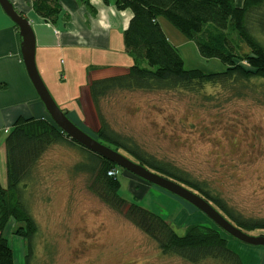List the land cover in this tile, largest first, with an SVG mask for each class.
<instances>
[{"label":"rangeland","instance_id":"1","mask_svg":"<svg viewBox=\"0 0 264 264\" xmlns=\"http://www.w3.org/2000/svg\"><path fill=\"white\" fill-rule=\"evenodd\" d=\"M242 1L237 0L238 6ZM159 21L178 48L187 70L205 74L226 70L219 59L201 56L195 43L165 18ZM124 61L122 55L109 59L119 64ZM102 62L107 64L106 60ZM80 63H74L68 85L60 80L68 65L65 57L57 62L56 85L43 80L64 113L75 112L83 119L78 99L86 75L81 72ZM142 67L148 66L144 63ZM233 95L211 86L197 95L121 91L103 99L100 108L110 129L134 142L146 155L171 165L191 180L206 182L235 213L264 220V105L257 101H263L264 96L255 94L254 98L249 91L242 99ZM204 96L212 98L204 100ZM84 107H90L89 101ZM48 121L52 123L50 118ZM81 127L97 139L100 122L95 114L88 116ZM103 142L134 160L124 150ZM88 157L78 146L55 145L28 182L24 199L38 226L31 264H189L163 254L154 241L89 190L90 175L75 171L77 165L88 163ZM6 173V165L0 167L4 187ZM117 178L123 199L163 216L180 236L191 225L217 229L195 208L132 174L119 169ZM17 227L12 221L3 236L9 240L15 264H26L28 246L15 235ZM242 230L252 236L264 235V230ZM222 236L240 257L233 245H247L224 233Z\"/></svg>","mask_w":264,"mask_h":264},{"label":"trees","instance_id":"2","mask_svg":"<svg viewBox=\"0 0 264 264\" xmlns=\"http://www.w3.org/2000/svg\"><path fill=\"white\" fill-rule=\"evenodd\" d=\"M31 1L40 18L56 24L61 13L59 0ZM103 1L109 3L108 0ZM115 6L120 11L130 10L133 14L123 40L126 52L134 57V64L124 75L89 83L92 104L100 122L97 140L104 145L103 141L115 145L134 157V162L197 193L239 229L264 230V220L235 213L206 182L191 180L188 175L146 155L134 142H128L111 130L100 108L103 99L121 91L197 95L211 86L232 92L238 99L245 98L248 91L254 98L255 94L263 97L264 0H243L239 6L237 0H115ZM160 18H165L193 41L201 56L219 59L226 70L212 74L187 70L178 48L164 33ZM144 63L147 68L142 67ZM211 98L203 97L204 100ZM257 101L264 105V98ZM59 144L78 146L53 121L34 118H19L5 139L7 185L4 187L0 183V264H15L13 250L3 236L11 221L18 225L15 235L27 242L26 264H31L38 226L24 195L44 155ZM78 147L88 154L89 160L86 164L77 165L75 171L90 175L89 190L110 210L123 215L154 241L163 254L176 256L189 264L210 261L243 264L219 230L191 225L180 236L163 216L123 199L119 195V178L108 176L110 170L121 168Z\"/></svg>","mask_w":264,"mask_h":264},{"label":"crops","instance_id":"3","mask_svg":"<svg viewBox=\"0 0 264 264\" xmlns=\"http://www.w3.org/2000/svg\"><path fill=\"white\" fill-rule=\"evenodd\" d=\"M12 2L16 10L31 21L36 38V64L42 79H49L56 85L55 75L56 72L59 73L57 62L60 57H65L68 65L63 69L65 73L63 76L61 74L60 80L67 82L68 85L74 63L81 62V72L85 71L86 75L78 99L83 119L71 111H68V117L82 128L81 125L85 124L88 116L94 114L97 116L90 96L89 83L124 75L134 64V57L126 52L123 40L124 33L133 18L132 12L118 10L115 0H108V4L103 0H59L61 13L56 24L52 25L35 13L31 0H12ZM15 26L0 6V167L2 168L6 165L5 139L14 123L19 118L44 120L50 118L30 82L22 59L19 30ZM166 36L174 45L171 38L167 34ZM117 55L125 56L124 63L109 62V59ZM102 60H106L107 64H103ZM87 101L90 107L85 109L84 103L87 104ZM233 247L238 249L243 264H264V247L241 245H233Z\"/></svg>","mask_w":264,"mask_h":264},{"label":"water","instance_id":"4","mask_svg":"<svg viewBox=\"0 0 264 264\" xmlns=\"http://www.w3.org/2000/svg\"><path fill=\"white\" fill-rule=\"evenodd\" d=\"M0 6L6 16L19 30L22 59L34 90L44 105L50 119L66 137L81 148L187 203L204 214L216 226L217 230L228 237L250 247H264V235L252 236L246 234L197 193L173 180L150 171L145 166L102 144L73 123L68 115L56 104L40 75L36 64V38L31 21L16 10L12 0H0Z\"/></svg>","mask_w":264,"mask_h":264},{"label":"built area","instance_id":"5","mask_svg":"<svg viewBox=\"0 0 264 264\" xmlns=\"http://www.w3.org/2000/svg\"><path fill=\"white\" fill-rule=\"evenodd\" d=\"M118 175V170L114 169V170H110L108 172V176L109 177H116Z\"/></svg>","mask_w":264,"mask_h":264}]
</instances>
